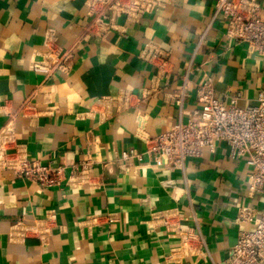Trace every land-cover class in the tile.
I'll use <instances>...</instances> for the list:
<instances>
[{
  "label": "crops",
  "instance_id": "0c3cea01",
  "mask_svg": "<svg viewBox=\"0 0 264 264\" xmlns=\"http://www.w3.org/2000/svg\"><path fill=\"white\" fill-rule=\"evenodd\" d=\"M163 1L98 37L84 30L88 0H0V133L10 125L30 161L61 169L52 187L0 172V264L219 263L251 228L236 223L239 208H264L226 144L169 168L137 137L139 121L151 137L187 122L205 75L220 99L241 93L243 108L264 90V57L226 38L217 0ZM152 42L167 55L164 70L141 58ZM50 45L74 51L70 72L31 70ZM126 90L140 100L124 112L95 105ZM182 93L180 116L172 98ZM163 221L199 237L178 263L181 240Z\"/></svg>",
  "mask_w": 264,
  "mask_h": 264
},
{
  "label": "built area",
  "instance_id": "2783aa9c",
  "mask_svg": "<svg viewBox=\"0 0 264 264\" xmlns=\"http://www.w3.org/2000/svg\"><path fill=\"white\" fill-rule=\"evenodd\" d=\"M174 1L168 0L170 3ZM163 4V0H88L86 8L89 22L84 30L88 35L103 37L117 26L118 18L138 23ZM214 19L224 22L227 39L233 40L236 45H250L259 56L264 57V19L259 0H217ZM53 37V31H48L46 43L50 44ZM141 58L161 70H164L161 64L167 61V55L153 42L145 46ZM73 61L72 49L50 45L40 60L31 63V70L49 77L55 71L70 72ZM184 98V93L172 98L180 110V116ZM241 98V93H237L230 101L220 99L214 79L205 75L197 90L199 109L192 113L187 122L180 118L168 132L151 137L139 121L137 137L144 141L149 155L169 168L183 169L186 161L203 157L205 151L215 154L221 144H226L232 159L245 161L250 195L264 196V90L259 92L255 105L243 108L239 105ZM139 100L133 91L126 90L114 97L99 99L95 105L105 109L115 105L116 111L121 113ZM93 109L92 113L95 114ZM104 115L100 113L101 117ZM134 155L137 156L135 151L124 153L123 159ZM3 171H12L17 177L30 179L42 186L60 184L61 169L54 170L37 161H30L24 149L17 144L10 125L0 133V172ZM163 223L181 240V244L171 253L172 261L178 263L179 260L174 258L190 247L191 238L197 240L199 237L191 229L179 227L178 223ZM236 223L249 224L251 228L241 229L237 244L224 261L211 264H264V208L258 213L253 207H240Z\"/></svg>",
  "mask_w": 264,
  "mask_h": 264
}]
</instances>
